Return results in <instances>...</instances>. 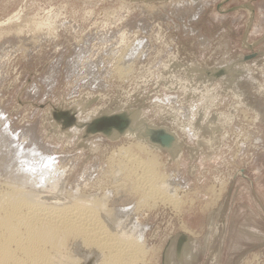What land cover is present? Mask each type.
Instances as JSON below:
<instances>
[{
    "label": "rangeland",
    "instance_id": "rangeland-1",
    "mask_svg": "<svg viewBox=\"0 0 264 264\" xmlns=\"http://www.w3.org/2000/svg\"><path fill=\"white\" fill-rule=\"evenodd\" d=\"M153 126L181 143L148 148ZM1 142L56 156L62 197L134 205L137 264H264V0H0ZM119 147L171 202L141 204Z\"/></svg>",
    "mask_w": 264,
    "mask_h": 264
},
{
    "label": "bare ground",
    "instance_id": "bare-ground-1",
    "mask_svg": "<svg viewBox=\"0 0 264 264\" xmlns=\"http://www.w3.org/2000/svg\"><path fill=\"white\" fill-rule=\"evenodd\" d=\"M122 60L123 57L120 64L123 63ZM123 65L121 67L125 69L127 66ZM122 71L124 70L120 72ZM107 113L106 117H126L128 121L131 116L130 112L129 114L124 110L118 113L112 111L109 112L110 114ZM122 127L124 135L136 138L139 142H147V138L139 137L142 133L139 135L133 124ZM146 129L152 130V133L163 130L166 135H164L165 140L169 138L167 143L156 141L154 138L152 139L155 141L152 140V143L148 140L150 149H160V145H163L173 150V145L176 148V144L181 143L174 131L170 132L156 126L146 127ZM139 142L137 148H145L144 144ZM171 142L173 144H170ZM0 144L8 148V152L11 151L9 156L4 154L5 157H2L3 163L0 166L2 172L0 177L4 176L0 179V264H87L89 262V264H137L144 250L142 236L148 227L145 226L147 224L139 223L135 216H129L132 214L134 205L125 208L107 207L108 199L103 201L102 195L100 199H97L94 195H83L85 192L82 190L83 194L80 195L77 192L79 189L75 187L76 192L74 190L69 194L65 188L67 198L62 197L59 192L60 190L65 192L64 188H59V196V193H55V189L62 184L58 177L60 173L59 175L56 173V156L37 155L35 148L22 153L18 146L5 142ZM128 148H118V155L126 157L125 162L123 161L124 167L121 165L120 171L126 169L124 171L126 173L123 172L127 178L125 179L134 181L133 189L139 188L143 191L140 193V200L138 199L143 202L141 204H148V199L160 202L170 201L175 193L172 194L173 197L168 196L167 193L171 194L175 190L168 183L165 175L164 178L163 175L160 176L154 172V165L157 162L155 163L149 156L146 157L147 159L139 158L140 156L132 154ZM146 154L148 155L147 152ZM120 163L117 166H120ZM119 173L122 174V172ZM62 177L61 174V179ZM129 182L128 187L132 188L129 186L132 183ZM98 258H100L99 261H97ZM175 261L179 264L176 258Z\"/></svg>",
    "mask_w": 264,
    "mask_h": 264
},
{
    "label": "water",
    "instance_id": "water-1",
    "mask_svg": "<svg viewBox=\"0 0 264 264\" xmlns=\"http://www.w3.org/2000/svg\"><path fill=\"white\" fill-rule=\"evenodd\" d=\"M254 55V53H252V54H250V55H247V56H245V59H248V58H251L252 56ZM115 119L114 118H108V119H106V121H107V123H111V122H113ZM154 136L152 137V138H154V139H156L157 141H159V142H163V143H167L168 142V140H169V138H168V140H167V138H166V140H165V133H164V131L162 130H159V131H155L154 132V134H153ZM165 135V136H164ZM182 238H180L179 239V244L182 242Z\"/></svg>",
    "mask_w": 264,
    "mask_h": 264
}]
</instances>
